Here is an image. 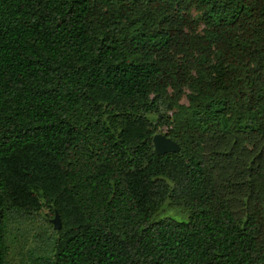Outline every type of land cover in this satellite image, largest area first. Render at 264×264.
Instances as JSON below:
<instances>
[{
  "label": "trees",
  "instance_id": "trees-1",
  "mask_svg": "<svg viewBox=\"0 0 264 264\" xmlns=\"http://www.w3.org/2000/svg\"><path fill=\"white\" fill-rule=\"evenodd\" d=\"M42 208L33 264H264V0H0V264Z\"/></svg>",
  "mask_w": 264,
  "mask_h": 264
},
{
  "label": "rangeland",
  "instance_id": "rangeland-1",
  "mask_svg": "<svg viewBox=\"0 0 264 264\" xmlns=\"http://www.w3.org/2000/svg\"><path fill=\"white\" fill-rule=\"evenodd\" d=\"M183 9L182 14L187 18V25L182 28L189 35H199L203 29V22L200 18L199 13L190 5L183 4L180 6ZM154 56L147 57V60L154 59ZM160 61L166 62L162 58ZM170 60L176 66L180 64V55H172ZM194 72L191 69L189 72V80L181 86L179 99L177 103L182 106H187L189 98L194 94L193 87ZM167 94H172L171 91H167ZM173 113V111H172ZM168 113V115H172ZM152 119V116L148 117ZM170 127L160 126L156 131L167 132ZM156 134H160L156 132ZM247 149L249 146H245ZM52 214L45 208L40 209L39 213L29 217H18L13 220L7 230L6 245H7V256L6 259L9 264H33L34 258L39 254L43 234L49 229V220L52 218Z\"/></svg>",
  "mask_w": 264,
  "mask_h": 264
},
{
  "label": "water",
  "instance_id": "water-1",
  "mask_svg": "<svg viewBox=\"0 0 264 264\" xmlns=\"http://www.w3.org/2000/svg\"><path fill=\"white\" fill-rule=\"evenodd\" d=\"M151 144L153 147V152L156 156L176 154L179 151L178 144L162 134L153 135L151 138ZM48 222L51 224L53 230L56 231L60 228V220L55 210L52 218Z\"/></svg>",
  "mask_w": 264,
  "mask_h": 264
}]
</instances>
